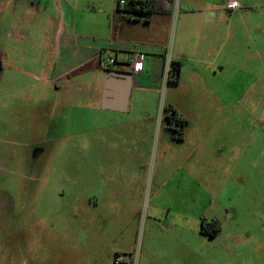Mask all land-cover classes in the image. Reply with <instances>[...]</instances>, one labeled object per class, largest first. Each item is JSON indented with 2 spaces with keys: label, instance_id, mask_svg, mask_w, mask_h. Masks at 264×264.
<instances>
[{
  "label": "rangeland",
  "instance_id": "obj_1",
  "mask_svg": "<svg viewBox=\"0 0 264 264\" xmlns=\"http://www.w3.org/2000/svg\"><path fill=\"white\" fill-rule=\"evenodd\" d=\"M94 1L106 0L71 1V25L86 31L101 18ZM8 20L0 42L30 40ZM175 86L164 81L139 120L101 104L66 108L5 68L0 264H264V98L227 109ZM171 101L191 122L185 140L167 126Z\"/></svg>",
  "mask_w": 264,
  "mask_h": 264
},
{
  "label": "crops",
  "instance_id": "obj_2",
  "mask_svg": "<svg viewBox=\"0 0 264 264\" xmlns=\"http://www.w3.org/2000/svg\"><path fill=\"white\" fill-rule=\"evenodd\" d=\"M71 1L0 0V27L7 17L10 26L27 27L30 33L29 41L0 42V80L5 68L18 69L64 96L66 108L83 102L94 112L102 105L107 73H130L128 111H105L137 114L142 120L164 84V56L171 47L179 73L175 89L184 97H217L227 109L239 96L264 98V0H231L239 3L238 10L226 7L230 0H174L172 15H154L150 21L122 18L114 0L94 1L93 11L101 18L86 31L71 25ZM62 20L65 34L58 53ZM110 58L116 63L104 67ZM133 60L141 63L140 71ZM168 107L186 120L185 140L190 120L174 101Z\"/></svg>",
  "mask_w": 264,
  "mask_h": 264
},
{
  "label": "trees",
  "instance_id": "obj_3",
  "mask_svg": "<svg viewBox=\"0 0 264 264\" xmlns=\"http://www.w3.org/2000/svg\"><path fill=\"white\" fill-rule=\"evenodd\" d=\"M174 3V0H146L138 1L134 0L126 8H120L118 5V11L122 18H134L136 20L150 21L154 15H172L170 6ZM179 81L178 69L173 64L172 73L169 79V83L177 84ZM165 120L167 122L169 130L172 132V136L176 140L183 139L184 129L187 125L186 120L176 119L177 112L171 109L165 110ZM171 112L174 117L169 118L168 113ZM179 128V129H177Z\"/></svg>",
  "mask_w": 264,
  "mask_h": 264
},
{
  "label": "water",
  "instance_id": "obj_4",
  "mask_svg": "<svg viewBox=\"0 0 264 264\" xmlns=\"http://www.w3.org/2000/svg\"><path fill=\"white\" fill-rule=\"evenodd\" d=\"M132 88L130 73L109 71L104 88L102 108L117 112H127Z\"/></svg>",
  "mask_w": 264,
  "mask_h": 264
},
{
  "label": "built area",
  "instance_id": "obj_5",
  "mask_svg": "<svg viewBox=\"0 0 264 264\" xmlns=\"http://www.w3.org/2000/svg\"><path fill=\"white\" fill-rule=\"evenodd\" d=\"M117 5H119L120 8H126L131 2H133L134 0H114ZM226 7L229 10H238L240 9V5L238 2L236 1H227L226 2ZM135 64V68L137 71H140L142 69L141 63L138 60H133L132 61ZM115 62L114 59L110 58L108 60H106V62L104 63V67L107 66H111L113 65ZM173 53H172V48L169 47V49L167 50L165 56H164V66H163V77H164V81L167 83L170 79L171 73H172V69H173ZM165 116V115H164ZM168 116L170 119H172L174 117V115L169 112ZM176 119H182V117L178 114L176 116ZM179 129V128H177ZM122 261V259L119 257L118 260L116 261V264H119Z\"/></svg>",
  "mask_w": 264,
  "mask_h": 264
},
{
  "label": "flooded vegetation",
  "instance_id": "obj_6",
  "mask_svg": "<svg viewBox=\"0 0 264 264\" xmlns=\"http://www.w3.org/2000/svg\"><path fill=\"white\" fill-rule=\"evenodd\" d=\"M201 226H202V228H201V233H202V234H205V233L207 232V230H208L207 227H206V224L202 223ZM217 226H218V224H217ZM217 226H216V227H217ZM216 232H217V234H219V233H220V228L217 227Z\"/></svg>",
  "mask_w": 264,
  "mask_h": 264
}]
</instances>
